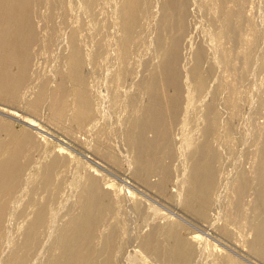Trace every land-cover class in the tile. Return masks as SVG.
Masks as SVG:
<instances>
[{"label":"bare ground","instance_id":"obj_1","mask_svg":"<svg viewBox=\"0 0 264 264\" xmlns=\"http://www.w3.org/2000/svg\"><path fill=\"white\" fill-rule=\"evenodd\" d=\"M252 22L257 0H0V112L31 127L0 118V264H264Z\"/></svg>","mask_w":264,"mask_h":264},{"label":"rangeland","instance_id":"obj_2","mask_svg":"<svg viewBox=\"0 0 264 264\" xmlns=\"http://www.w3.org/2000/svg\"><path fill=\"white\" fill-rule=\"evenodd\" d=\"M257 2H259V4L261 3V4H263L264 5V0H257ZM109 3V5L110 4H112L113 2H108ZM250 15H252V14H250ZM144 23V25L145 26H147V27H152V26H149V25H154V23L155 22H143ZM252 24H253V26L255 27V34L257 35V38H259L258 39V41H257V46H256V50H255V52H254V56H255V63H254V67H255V65H257L256 63L258 62V65L259 66H257V69L256 68H254V69H256L255 70V74L253 75H251V73H250V81L249 82H247V81H244L243 82V84L241 85V89L243 90V93H242V95L244 96V98H245V107H244V109H243V112H242V117H243V119H244V122L246 123V125L248 126V127H252V123H251V118H250V112H249V106H250V103H251V101H252V99L253 98H255L256 97V91H257V88H255L254 86H255V83L257 84H259V83H261L263 80H264V22H252ZM261 24H262V26H261ZM259 27V28H258ZM260 30V31H259ZM260 32V33H259ZM250 33V32H249ZM261 36V37H260ZM214 43H216V42H214ZM263 46V47H262ZM241 50H240V52L242 51V47L240 48ZM262 49V50H261ZM260 52V53H259ZM257 53L258 54H260L259 56H257ZM257 58L259 59V60H257ZM254 73V72H253ZM254 77H256L255 78V80L252 82V84H251V81H252V79L254 78ZM257 80V81H256ZM246 86H247V88H246ZM252 91H253V96H252ZM253 97V98H252ZM247 100V101H246ZM249 101V102H248ZM242 102H244V101H242ZM25 111V110H24ZM24 111H19L20 112V116H18V117H20V118H24V117H31V118H33V112L32 111H28V112H24ZM247 115V116H246ZM0 118H3V119H5V121H7V123L12 127V128H15L16 130H19V131H21V132H23L24 131V127H30L29 125H27L26 123H24L22 120H20V119H17V118H14V117H11V116H9V115H6V114H3V113H1L0 112ZM247 120H246V119ZM43 119H45V118H43ZM44 122V121H43ZM45 123V122H44ZM31 128V127H30ZM251 131V130H250ZM47 136H49L50 137V139H51V141H50V144H49V147H53L54 145H57L58 143H60V144H66V143H64V142H62L61 140H59L58 138H55L53 135H50V134H48ZM77 150V149H76ZM80 150V149H79ZM79 150H77L76 152L79 154V156H77V163H78V165L79 166H81V167H84L85 165H87V164H90V163H92V164H95V165H98V163H96V160H99L104 166H105V168L110 172H115V173H111V177L113 178V182L115 183V186L117 187V188H119L120 186H129L130 185V187L131 188H133L134 190L136 189V185H137V187H140V188H142L137 182H136V180H135V178L134 177H132V176H128L127 174H126V172L124 171V169H123V166H124V162H122V166H120V165H117V164H115V163H105V162H103L100 158H98L96 155H94V154H91V153H86L87 155H91V158L89 157V156H86V155H84V154H82ZM118 152L119 153H121L120 152V150L118 149ZM79 160V161H78ZM114 174L116 175L115 177H114ZM117 176H118V178H117ZM129 180V181H131V182H127L126 180ZM125 182H127L126 183V185H125ZM121 184V185H120ZM137 192H140V193H144V192H142V191H140L139 189H137L136 190ZM145 194V193H144ZM143 194V195H144ZM146 197L148 198L149 197V200L151 199L152 200V202H154V203H156L157 205H159L162 209H164L165 211H167L168 213H170L172 216H174V217H176V218H178V219H180V220H183L184 221V219H182V217H180L178 214L176 215V212L177 213H179L180 215H182L183 216V213H182V211L179 209V208H176V207H174L173 205H171L169 202H167V201H164V200H162L161 198H159L157 195H156V193H149V195H146ZM156 200V201H155ZM160 203V204H159ZM171 208V210H173L174 212V215H173V213H172V211L169 209V208ZM169 210V211H168ZM184 217V216H183ZM186 222V221H185ZM219 222H221V219L219 220ZM219 222H217V223H219ZM187 223V222H186ZM187 224H189V223H187ZM191 227H192V225L191 224H189ZM199 228V229H198ZM192 229L194 230V231H196L201 237H204V238H208V239H210L211 241L213 240V242H215L216 240H218V241H216L215 243L216 244H218L219 245V247H220V249L222 250V253L223 254H226V253H229V252H231V250L226 246V244H225V240L224 239H222L221 237H219L218 235H217V233H216V229L215 230H213V229H208V228H206V227H204V226H201V227H192ZM204 232H203V231ZM209 230V231H208ZM205 232L207 233V235L205 234ZM209 234L211 235V236H209ZM214 238H213V237ZM210 237V238H209ZM233 254H235L234 252H232ZM235 255H237L238 257H240V255L237 253V254H235ZM248 264H256V263H249L248 262ZM258 264V263H257Z\"/></svg>","mask_w":264,"mask_h":264}]
</instances>
